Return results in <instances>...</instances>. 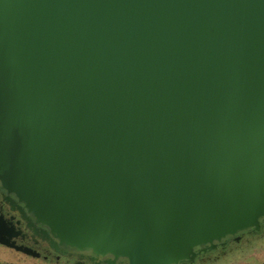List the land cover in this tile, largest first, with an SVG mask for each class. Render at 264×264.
<instances>
[{
  "label": "water",
  "instance_id": "1",
  "mask_svg": "<svg viewBox=\"0 0 264 264\" xmlns=\"http://www.w3.org/2000/svg\"><path fill=\"white\" fill-rule=\"evenodd\" d=\"M0 184L111 264L258 232L264 0H0Z\"/></svg>",
  "mask_w": 264,
  "mask_h": 264
},
{
  "label": "flooded vegetation",
  "instance_id": "2",
  "mask_svg": "<svg viewBox=\"0 0 264 264\" xmlns=\"http://www.w3.org/2000/svg\"><path fill=\"white\" fill-rule=\"evenodd\" d=\"M18 208L23 209L0 184V264H111L109 261H113L109 256L96 257L88 252L69 251L59 245L57 249L52 248L49 240L40 234V231H46L45 228L36 225L26 212L21 214ZM33 225L39 231L37 234ZM236 238H228L216 250L198 255L193 264H218L228 254L243 247L253 251L262 249L255 260L261 259L258 264H264V224L258 232L250 231ZM115 264H126V260L119 259Z\"/></svg>",
  "mask_w": 264,
  "mask_h": 264
},
{
  "label": "rangeland",
  "instance_id": "3",
  "mask_svg": "<svg viewBox=\"0 0 264 264\" xmlns=\"http://www.w3.org/2000/svg\"><path fill=\"white\" fill-rule=\"evenodd\" d=\"M261 250L260 249H256V250L254 249V251L253 250H250L252 252H249L248 250L247 251H244L243 254H245V256L247 254L250 255V258L248 257L249 258L248 260L242 259L243 261H241V260L239 261L238 260V262H237V259L234 258V259L230 260V262H228L227 260H223V261L219 262L218 264H227V263L228 264H258L261 261V259H259V260L256 261L255 258L261 253Z\"/></svg>",
  "mask_w": 264,
  "mask_h": 264
},
{
  "label": "trees",
  "instance_id": "4",
  "mask_svg": "<svg viewBox=\"0 0 264 264\" xmlns=\"http://www.w3.org/2000/svg\"><path fill=\"white\" fill-rule=\"evenodd\" d=\"M249 251V252H252V251H250L251 249H249V248H246V247H243V248H241V249H239V250H237V251H234V253L233 254H231V255H227L226 257H225V259L224 260H227L228 262H230V260H232V259H234V258H236L237 259V262H238V260L240 261H243L242 259H245V260H248L249 258H250V255H246L245 256V254H243L244 253V251ZM245 256V257H244ZM249 257V258H248ZM247 258V259H246ZM228 264V263H227Z\"/></svg>",
  "mask_w": 264,
  "mask_h": 264
}]
</instances>
